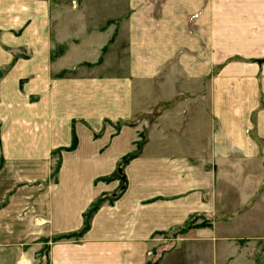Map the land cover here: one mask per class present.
I'll return each instance as SVG.
<instances>
[{"label": "crops", "instance_id": "1", "mask_svg": "<svg viewBox=\"0 0 264 264\" xmlns=\"http://www.w3.org/2000/svg\"><path fill=\"white\" fill-rule=\"evenodd\" d=\"M0 71V264H264V0H0Z\"/></svg>", "mask_w": 264, "mask_h": 264}, {"label": "trees", "instance_id": "2", "mask_svg": "<svg viewBox=\"0 0 264 264\" xmlns=\"http://www.w3.org/2000/svg\"><path fill=\"white\" fill-rule=\"evenodd\" d=\"M140 144L141 143H138L137 144V149H136V152L135 153H132V154H129L128 156H126L122 162L119 164V169L118 170H121L122 171V168L124 166V164L126 162H128V160L132 159L133 157H135L140 149ZM76 145V139L75 137L73 138V142H72V145L71 147L69 148V150L73 149ZM111 178H119L120 181H121V185H120V188L119 190L115 193L114 197L113 198H108V200L111 202L112 200H114V198H116L121 192L122 190L124 189V179H123V174H118V172L116 174H114L112 177H108V178H105L103 180H110ZM107 197H100L92 206L91 208L88 210V212L84 215V224H83V228L79 231V233H72V234H69V235H63V236H59L55 239V241H57L58 239H68V238H72V237H81L85 232L88 231L89 229V222H90V219L92 217V215L94 214V212L98 209V207L100 206V204L106 200ZM191 222H187L185 225H183L182 227H178L176 228L175 230V233H182V232H185L187 229H189L191 227ZM147 264H155V262H149Z\"/></svg>", "mask_w": 264, "mask_h": 264}, {"label": "rangeland", "instance_id": "3", "mask_svg": "<svg viewBox=\"0 0 264 264\" xmlns=\"http://www.w3.org/2000/svg\"><path fill=\"white\" fill-rule=\"evenodd\" d=\"M73 1V0H72ZM75 2V1H74ZM69 4H70V7H72V8H74V7H76V4L74 5L71 1H69ZM54 54L56 55V54H58V52H54ZM123 124L122 123H113L112 124V126H113V128H114V130L115 131H118L119 130V128L122 126ZM140 141L138 142V143H142V141H143V139H144V133H141L140 134ZM137 143V144H138ZM58 163H54V164H52L51 165V170H52V172H51V175H52V177L54 178L55 177V175H56V173H57V169H58ZM118 169H119V167H117L116 168V172H115V174L118 172ZM77 233H79V232H77ZM57 238V237H56ZM55 238V239H56ZM77 238H79V237H77ZM76 237H72V238H68V239H58L57 241H62V240H71V239H77ZM55 239L53 238L52 240L53 241H55ZM56 242V241H55ZM47 252H48V244H43V248L40 250V256H43V255H47ZM155 256L149 261V262H155Z\"/></svg>", "mask_w": 264, "mask_h": 264}, {"label": "water", "instance_id": "4", "mask_svg": "<svg viewBox=\"0 0 264 264\" xmlns=\"http://www.w3.org/2000/svg\"><path fill=\"white\" fill-rule=\"evenodd\" d=\"M1 75H2V73H1V71H0V77H1ZM118 174H119V175L122 174V171H121V170H118Z\"/></svg>", "mask_w": 264, "mask_h": 264}]
</instances>
